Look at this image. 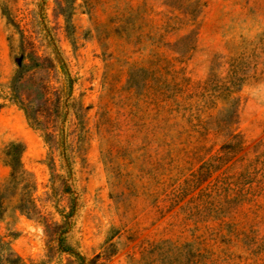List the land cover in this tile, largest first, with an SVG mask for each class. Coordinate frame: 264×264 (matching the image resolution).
Instances as JSON below:
<instances>
[{"label":"rangeland","instance_id":"1","mask_svg":"<svg viewBox=\"0 0 264 264\" xmlns=\"http://www.w3.org/2000/svg\"><path fill=\"white\" fill-rule=\"evenodd\" d=\"M0 194V264H264V0H0Z\"/></svg>","mask_w":264,"mask_h":264},{"label":"trees","instance_id":"2","mask_svg":"<svg viewBox=\"0 0 264 264\" xmlns=\"http://www.w3.org/2000/svg\"><path fill=\"white\" fill-rule=\"evenodd\" d=\"M16 61V72L11 80V99L21 104L25 109L26 105L24 104V100L21 97V93L19 91V85L24 77L32 72L36 73L38 70L50 68L54 66L53 62L49 61V59L44 58L42 55L38 53V50L33 41H31L26 35L23 34V38L21 40L20 47L14 55ZM43 81L40 80L39 86L43 87ZM10 151V149H9ZM11 151L17 153L19 152V146L13 145L11 146ZM19 161L12 158L10 160V165L13 167L12 176L16 178L18 172ZM3 200L1 199L0 194V214L4 211ZM1 260V257H0ZM11 264H19L21 262V258L17 257L10 261Z\"/></svg>","mask_w":264,"mask_h":264}]
</instances>
